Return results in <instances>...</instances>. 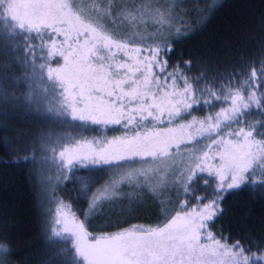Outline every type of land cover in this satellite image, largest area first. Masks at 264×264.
Here are the masks:
<instances>
[{"label":"snow or ice","instance_id":"snow-or-ice-1","mask_svg":"<svg viewBox=\"0 0 264 264\" xmlns=\"http://www.w3.org/2000/svg\"><path fill=\"white\" fill-rule=\"evenodd\" d=\"M146 15L159 27L151 33L136 31ZM179 22L174 5L153 8L143 0L131 7L129 0H0V47L23 50L18 62L24 72L14 82L25 88L19 97L5 96L7 77L0 74V99L36 104L38 112L54 114L62 123L78 121L75 126L83 131L122 126V135L111 138L75 139L41 132L39 163H55L65 180L69 176L63 169L77 164L100 166L99 171L137 160L153 165L129 168L119 179L113 173L88 198L83 219L71 203L52 197L55 208L46 211L42 234L45 245H64L53 257L57 264H264L260 245L251 252L240 240L229 244L230 235L221 233L218 238L210 230L224 213L225 194L264 188V120L246 118L253 110L264 116V92L259 90L264 87V61L251 75L242 65L218 88H213L217 77L201 87L204 74L189 77L180 65L168 72V61L162 59L173 51L168 40H179L189 31L178 27ZM191 67V62L184 65ZM242 76L245 79H239ZM217 103L228 106L213 112ZM205 109L204 115H193ZM186 117L191 119L177 123ZM201 141L209 143L182 151ZM176 156L187 157L179 173ZM23 159L36 162L35 148ZM155 175L159 183L153 185L150 178ZM125 182L147 187L153 198L158 191L174 190L175 199L158 201L166 222L90 234V219L119 195ZM81 185L78 198L88 197L90 183ZM199 187L206 192L197 196ZM191 199L196 204L189 208ZM206 199L209 202L202 203ZM9 254V246L0 242V264H6Z\"/></svg>","mask_w":264,"mask_h":264},{"label":"trees","instance_id":"trees-1","mask_svg":"<svg viewBox=\"0 0 264 264\" xmlns=\"http://www.w3.org/2000/svg\"><path fill=\"white\" fill-rule=\"evenodd\" d=\"M200 18H192L184 23V29L189 31L181 39L168 40L167 46L173 51L170 56L162 57L168 61V72L180 65L181 70L189 77L204 74V80L200 81L201 87L217 77L213 88H218L220 84L227 82L224 77L241 70L242 65L247 66L244 70L248 75H251L253 68H260L264 61V0H220L211 7L207 16ZM23 56V50L12 52L7 47H0V74L7 77L4 81L7 89L5 96L19 97L25 90L22 83L17 85L14 82L15 77L23 75L24 69L18 62V58L22 60ZM120 58H123V54ZM40 62L37 60V63ZM62 62L61 59L60 63ZM187 62L192 64L190 70L184 68ZM52 66L57 65L53 63ZM239 79L243 80L245 77ZM167 83L170 84L171 80ZM179 86L183 87L182 81ZM259 90L264 92V87ZM227 106L217 103L212 111ZM207 111H194L193 115H204ZM246 118L251 122L264 120V116L255 110ZM187 119L191 117L177 123H184ZM78 123H62L54 114L43 109L38 112L36 104L29 105L22 99H9L6 103L0 99V242L6 243L10 248V254L4 258L6 264H46V261L57 264L53 257L64 245H45L42 234L47 218L45 213L49 208H55V204L50 201L52 197L57 198V185L63 187L65 198L70 203L87 206L88 198L113 173L141 164L137 160L135 163H125L120 169L105 166L104 171L98 170L100 166H82L74 171L75 175L71 174L69 179L63 180L52 163H39L43 153L39 151L37 137L41 132H52L75 139L122 135V126L109 125L107 129L104 126H91L95 130L83 131L75 126ZM5 140L8 142L7 147L4 146ZM34 148L36 162L24 160V157L32 156ZM66 171L67 169H63L64 173ZM81 181L90 183L88 197L78 198ZM198 184L203 185V179ZM205 192L203 187H199L196 195ZM184 199V196H180V200ZM208 202L206 199L202 203ZM195 204L196 200L191 199L188 207ZM221 207L224 209L223 215L210 228L218 238L221 233L224 236L230 235L229 244L240 240L251 252H257L256 245L264 248V188L244 187L227 193ZM98 213L89 222L88 231L92 235H100L93 234L97 231L103 232L100 230L103 228L97 229L91 225L99 223ZM119 216L111 212L103 220L117 219Z\"/></svg>","mask_w":264,"mask_h":264},{"label":"rangeland","instance_id":"rangeland-1","mask_svg":"<svg viewBox=\"0 0 264 264\" xmlns=\"http://www.w3.org/2000/svg\"><path fill=\"white\" fill-rule=\"evenodd\" d=\"M220 0H143L144 3H150L153 8H172L174 5V14L180 20L177 24L178 27L184 29V23L186 21L191 20L192 18H200L203 16H207L211 7L215 6ZM141 4V0H129V6H139ZM203 10L198 12L197 10ZM200 18V19H202ZM159 25L155 23L154 19L150 15L144 16L141 21L135 25V30L140 32H154ZM209 143V141H202L197 145H189L186 149H182V151H192L193 148L202 149L203 145ZM175 151V150H173ZM187 157L176 156L175 157V171L179 173V171L184 167V163H186ZM218 162V161H217ZM169 163H172L171 161ZM53 166H56L55 163H52ZM125 165V164H124ZM83 165L77 164L71 170L67 169L66 174L68 176L75 175L74 171H78L76 169L82 167ZM91 166V165H90ZM57 167V166H56ZM153 167L151 162L149 163H141L138 165L130 166L127 169L120 170L116 173V178L119 179V174L126 172L129 168H150ZM73 172V173H72ZM111 174V173H110ZM206 176V174H205ZM62 179L63 176L61 175ZM110 178H108L109 180ZM64 180V179H63ZM61 179L58 180L60 183ZM150 182L153 185L159 183L158 175L151 176ZM105 182H103L98 188H100ZM141 183H144L143 179H141ZM97 188V189H98ZM58 195H56L58 200H63L67 203H70L69 199L66 200L65 193L63 187L59 184L55 187ZM96 189V190H97ZM96 190L94 192H96ZM93 192V193H94ZM119 195L113 199L111 202H107L103 204V206L99 209V213L97 216V220L99 223H92L95 228L100 229L103 232H94L93 234H109L117 232L121 229L128 228L132 225H157L163 224L165 222L164 218L159 214V200L160 199H168L169 197L175 199L176 192L174 190H164L158 191L156 193V198H153L152 194L148 191L147 187H138L135 182H125L120 185L118 189ZM72 204L73 210L76 211L77 215L83 219V212L85 208H88V204L85 205H77ZM156 210V212H155ZM116 213L120 215L117 219L107 218L103 220L104 217L108 213ZM155 212V213H154ZM89 226V224H88Z\"/></svg>","mask_w":264,"mask_h":264}]
</instances>
